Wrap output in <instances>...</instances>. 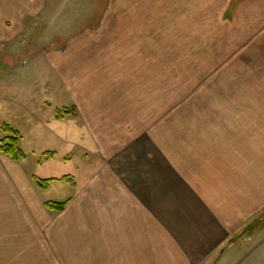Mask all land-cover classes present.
<instances>
[{
  "label": "crops",
  "instance_id": "crops-1",
  "mask_svg": "<svg viewBox=\"0 0 264 264\" xmlns=\"http://www.w3.org/2000/svg\"><path fill=\"white\" fill-rule=\"evenodd\" d=\"M242 1L246 23L261 30L257 35L264 44V0ZM38 3L41 21L31 22L29 0H0V45L11 48L5 54L24 56L15 46L24 33H42L44 43L56 36L51 29L64 21L61 6ZM63 55L40 51L28 57V65L47 60L42 69L54 77L53 89H61L58 103L45 101L57 123L63 120L57 117V108L64 104L62 90L71 97L65 105L85 103L80 112L86 132L80 134V145L73 142V149L65 146L59 155L45 148L52 153L49 158L59 156L75 168L42 179L69 175L76 184L66 181L47 198L23 171L26 153L25 162H17L0 152V237L6 242L0 250L19 252L16 258H1L0 264H228L237 236H254L262 229L254 233L252 227L264 217V71L258 83L245 85L246 97L202 99L201 111L184 116L180 128L170 124L157 133L140 126L139 104L125 103L135 99V85L123 100L118 98L120 85L109 87L110 92L103 86L95 91V78L78 73L79 64L74 66L72 59L68 69L73 74L63 81ZM89 58L93 66V55ZM258 59L264 65V49ZM79 90L86 94L82 104L77 102ZM104 93L108 98L99 100ZM72 116L63 121L70 122ZM58 137L72 144L71 137ZM53 184L39 186L47 190ZM56 189L60 192L54 193ZM62 193L61 199L55 198ZM47 201L67 205L55 213L47 209ZM47 216L53 222L48 226ZM34 222L38 229L36 241H31ZM252 250L264 251V243L252 244Z\"/></svg>",
  "mask_w": 264,
  "mask_h": 264
},
{
  "label": "rangeland",
  "instance_id": "rangeland-1",
  "mask_svg": "<svg viewBox=\"0 0 264 264\" xmlns=\"http://www.w3.org/2000/svg\"><path fill=\"white\" fill-rule=\"evenodd\" d=\"M40 1L43 3V0H29L31 22L41 21L42 13H37ZM240 1L45 0V3L61 6L58 12L64 21H61V26L51 29V34L56 36L44 43L41 41L42 33L40 36V33H34L31 37L24 33L23 39L15 45L17 52L24 55L21 59L5 54V51H11L9 44L7 47L0 45V140L9 135L4 129L6 124L20 133V146L28 159L17 162H25L23 171L31 175L37 193L50 198L54 187H63L68 184L66 181L76 184L75 176L66 175L54 179L50 189L43 190L38 179L65 175L75 168V164L59 156L49 157L55 150L59 155L65 146L73 149V142L80 145V134L85 136L86 132L85 118L80 112L85 108L81 100H86V94L81 90L77 92V102L84 105L77 107L65 105L70 96L62 90L64 104L57 108V117L65 120L69 113L73 116L70 122L62 120V123H57L52 115L54 110L47 108L45 101L58 103L61 89H53L51 80L54 77L42 69L47 60H34L28 65L30 55L40 51L61 52L65 64L62 80L73 74L68 69L72 66L69 63L72 59L74 66L79 64L78 73H88L95 78L93 90L98 91L96 88L103 86L106 92L109 87L120 85V100L125 99L129 88L135 85V99H125V103L131 101L134 107L140 106L143 114L140 126H149L157 133L170 124L178 129L184 116L188 118L201 111L200 100L231 96L244 98L245 85L258 83L264 71V65L258 59L264 49L262 38L257 35L261 30L252 27V23H246L242 12L244 1ZM46 34L49 35L48 30ZM92 55L94 65L90 66L88 61L91 62L89 56ZM95 73L102 75L97 77ZM103 95L99 100L108 98L107 94ZM140 96L141 99L136 98ZM147 103L150 107L146 106ZM59 134L61 138L71 137L72 144L62 142ZM45 148L51 151L46 152ZM68 159L69 155L66 156ZM55 192L60 191L56 189ZM57 197L61 199L63 193ZM47 202V209L55 213L59 211L49 208ZM52 223V217L47 216L45 225ZM34 224V227H29L31 241H36L34 235L38 228L36 222ZM259 227L262 228L260 231ZM252 228L254 233L258 231L254 236H237L239 243L233 253L232 264H264V251L252 250V244L264 243V217L257 220ZM255 237L254 241L252 238ZM248 241L249 244L241 245ZM4 245L6 242L0 237V248ZM7 253L0 250V260L16 258L19 252ZM30 253L29 259L33 260Z\"/></svg>",
  "mask_w": 264,
  "mask_h": 264
},
{
  "label": "trees",
  "instance_id": "trees-1",
  "mask_svg": "<svg viewBox=\"0 0 264 264\" xmlns=\"http://www.w3.org/2000/svg\"><path fill=\"white\" fill-rule=\"evenodd\" d=\"M4 129L9 135L0 140V152L10 156L15 161L25 159L26 154L20 146V133L8 124L4 126ZM54 179L56 178L38 179V182L41 187H47L48 183ZM66 203L67 202L50 201L47 202V206L53 210L60 211L65 208Z\"/></svg>",
  "mask_w": 264,
  "mask_h": 264
}]
</instances>
